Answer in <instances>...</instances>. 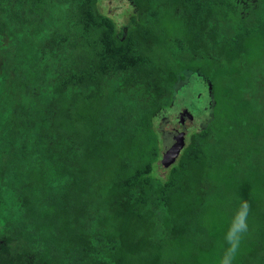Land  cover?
Wrapping results in <instances>:
<instances>
[{"label": "trees", "instance_id": "16d2710c", "mask_svg": "<svg viewBox=\"0 0 264 264\" xmlns=\"http://www.w3.org/2000/svg\"><path fill=\"white\" fill-rule=\"evenodd\" d=\"M129 1L0 0V264H264V0ZM195 77L211 118L159 173Z\"/></svg>", "mask_w": 264, "mask_h": 264}, {"label": "rangeland", "instance_id": "374dc122", "mask_svg": "<svg viewBox=\"0 0 264 264\" xmlns=\"http://www.w3.org/2000/svg\"><path fill=\"white\" fill-rule=\"evenodd\" d=\"M98 8L101 13H106L112 17L118 29H124L129 25L130 18L137 14L129 0H98ZM195 78H188L183 89L174 95L170 109L160 111L154 118V128L164 132L166 125L176 121L178 113H189L191 116L190 124L186 126V132L183 135V146L189 143L192 133L205 127L206 122L211 118L210 113H212L210 105H212L213 97L211 92L209 95V88L199 78H197L198 80ZM244 96L254 98L257 108H264V83L256 86L253 91L244 92ZM164 167L165 161L161 159L159 161V173H163L162 168L164 169Z\"/></svg>", "mask_w": 264, "mask_h": 264}, {"label": "water", "instance_id": "95a60500", "mask_svg": "<svg viewBox=\"0 0 264 264\" xmlns=\"http://www.w3.org/2000/svg\"><path fill=\"white\" fill-rule=\"evenodd\" d=\"M191 116L189 115V113L187 112H181L179 114V119L176 123H169L168 125H166V129L164 130V134L162 133V155H163V159L165 161V166L170 165L171 163L174 162V160L176 159V157L178 156L180 150L183 147V135L186 132V126L190 124L189 120H190ZM181 123H183V130H177L176 135L173 137V142H171L170 144H168V138L166 135H169V131L170 130H174L175 126L178 124L180 125Z\"/></svg>", "mask_w": 264, "mask_h": 264}, {"label": "flooded vegetation", "instance_id": "af4514ba", "mask_svg": "<svg viewBox=\"0 0 264 264\" xmlns=\"http://www.w3.org/2000/svg\"><path fill=\"white\" fill-rule=\"evenodd\" d=\"M179 114L180 113H178L177 114V118H176V121L174 122V123H176L177 121H178V119H179ZM183 123H181L180 125H176L175 126V129L174 130H170L168 133H169V135H166L167 136V138H168V144H170L171 142H173L174 140H173V137L176 135V133H177V130H183ZM185 126V125H184ZM187 128V127H186ZM163 133V132H162ZM165 133V132H164ZM163 133V134H164Z\"/></svg>", "mask_w": 264, "mask_h": 264}, {"label": "bare ground", "instance_id": "6f19581e", "mask_svg": "<svg viewBox=\"0 0 264 264\" xmlns=\"http://www.w3.org/2000/svg\"><path fill=\"white\" fill-rule=\"evenodd\" d=\"M85 91V90H84ZM88 91V90H87Z\"/></svg>", "mask_w": 264, "mask_h": 264}]
</instances>
